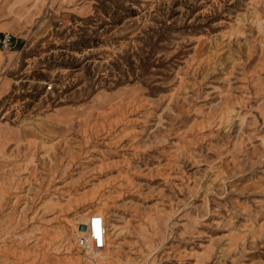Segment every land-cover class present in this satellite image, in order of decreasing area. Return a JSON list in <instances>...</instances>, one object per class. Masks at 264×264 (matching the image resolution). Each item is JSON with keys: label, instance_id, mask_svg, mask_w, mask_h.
Returning <instances> with one entry per match:
<instances>
[{"label": "rangeland", "instance_id": "374dc122", "mask_svg": "<svg viewBox=\"0 0 264 264\" xmlns=\"http://www.w3.org/2000/svg\"><path fill=\"white\" fill-rule=\"evenodd\" d=\"M78 7L1 51L0 264H264V0Z\"/></svg>", "mask_w": 264, "mask_h": 264}, {"label": "crops", "instance_id": "0c3cea01", "mask_svg": "<svg viewBox=\"0 0 264 264\" xmlns=\"http://www.w3.org/2000/svg\"><path fill=\"white\" fill-rule=\"evenodd\" d=\"M80 0H0V33H12L24 35L31 28L33 21L40 10L48 14L47 23L51 25L59 22L64 23L71 15L79 9ZM27 37V36H25ZM1 52V51H0ZM2 52L0 55V70L5 66L2 62ZM8 82H5L4 87ZM5 125L0 124V171L4 170L6 165L1 160V153L6 144L17 139L16 132H6ZM4 158V157H3Z\"/></svg>", "mask_w": 264, "mask_h": 264}, {"label": "built area", "instance_id": "2783aa9c", "mask_svg": "<svg viewBox=\"0 0 264 264\" xmlns=\"http://www.w3.org/2000/svg\"><path fill=\"white\" fill-rule=\"evenodd\" d=\"M19 40L12 33H0V51H10L16 47ZM87 230L78 240V245L85 251L102 252L107 247L106 220L95 215Z\"/></svg>", "mask_w": 264, "mask_h": 264}, {"label": "bare ground", "instance_id": "6f19581e", "mask_svg": "<svg viewBox=\"0 0 264 264\" xmlns=\"http://www.w3.org/2000/svg\"><path fill=\"white\" fill-rule=\"evenodd\" d=\"M47 22V21H46ZM42 25V24H41ZM43 26V25H42ZM52 26V25H51ZM39 30V29H38ZM0 55H1V52H0ZM5 84V83H4ZM95 215H99V216H101V217H103V218H105V216H102L103 214H94V215H90V214H87V215H82V216H80V223H79V228H81V229H79L80 230V235L81 236H83L84 234H85V232L82 230V226H89L90 225V223H91V218L93 217V216H95ZM108 237H109V232H108V230H107V241H108Z\"/></svg>", "mask_w": 264, "mask_h": 264}, {"label": "water", "instance_id": "95a60500", "mask_svg": "<svg viewBox=\"0 0 264 264\" xmlns=\"http://www.w3.org/2000/svg\"><path fill=\"white\" fill-rule=\"evenodd\" d=\"M82 230L86 231L87 227L86 226H82Z\"/></svg>", "mask_w": 264, "mask_h": 264}]
</instances>
